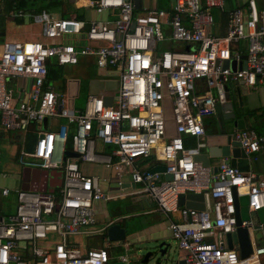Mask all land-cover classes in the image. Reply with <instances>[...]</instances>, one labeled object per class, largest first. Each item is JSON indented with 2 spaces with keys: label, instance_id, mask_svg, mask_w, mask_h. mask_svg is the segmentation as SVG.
Segmentation results:
<instances>
[{
  "label": "built area",
  "instance_id": "obj_1",
  "mask_svg": "<svg viewBox=\"0 0 264 264\" xmlns=\"http://www.w3.org/2000/svg\"><path fill=\"white\" fill-rule=\"evenodd\" d=\"M170 2L169 10L136 13L135 0H91L95 14L114 17L92 21L86 31L74 16L38 17L43 38L83 34V44L0 41V126L25 132L44 120H65L38 131L33 151L21 149L17 159L22 168L59 172L57 194L0 188L1 197L10 192L16 197L15 214L0 218V264H109L110 245L82 250L68 239L99 232L92 229L97 202L135 195L147 197L167 217L182 264H264V223L253 219L264 209V174L239 171L227 160L214 171L194 160L206 136L204 119L215 115L216 104L225 103L226 84L255 88L264 83V7L260 0H246L245 10L226 9L225 0ZM213 9L226 15L224 36L208 31ZM241 42L246 43L243 51L237 48ZM80 58L117 71L118 87L109 106L104 97L89 95L84 109L74 111L68 98L46 82L51 61L75 66ZM224 61L235 68L223 67ZM11 78L30 82L24 99L16 101L7 91ZM184 137L196 139V147L188 149ZM233 138L248 155L264 142L250 130ZM149 157L161 161L164 171L141 170L137 160ZM79 163L109 169L118 188L127 175L137 188L104 193ZM186 194H206L208 209L179 206V196ZM235 197L239 205L245 198L241 227L252 247L243 259L234 239L228 246L227 236L233 237L237 228ZM49 235L56 238L53 247L38 246L49 245ZM119 260L127 263L125 256Z\"/></svg>",
  "mask_w": 264,
  "mask_h": 264
},
{
  "label": "crops",
  "instance_id": "obj_2",
  "mask_svg": "<svg viewBox=\"0 0 264 264\" xmlns=\"http://www.w3.org/2000/svg\"><path fill=\"white\" fill-rule=\"evenodd\" d=\"M91 0H0V41H31L39 40L50 44H83L80 41L81 36H65L62 39L47 40L42 37V23L38 17L46 14L50 18H68L75 17L84 25V31L92 21L112 20L113 15L101 14L97 15L90 7ZM246 0H225L226 9L239 7L245 10ZM260 5L264 7V0H260ZM147 8H160L169 10L171 8L170 0H135V12L141 13ZM214 18L213 25L208 31L215 36H224L226 33V15L224 12L213 9ZM164 35L168 36L169 30L163 27ZM169 47V44H165ZM246 43H239L240 50H245ZM171 47V46H170ZM84 86L82 89L81 82ZM46 82L55 90L63 93L69 100L70 106L74 111H82L86 99L89 95H97L102 97H112L118 87V74L113 69H99L93 58H80L79 63L75 66H58L55 61H51L48 66V75ZM201 86V83H198ZM6 89L9 91L16 101L24 99L28 91L30 82L23 78H11L6 80ZM226 89L229 94L227 104L233 109L234 119L224 121V114L213 115L204 119L205 137L202 140L203 147L199 150V154L206 153L204 140L206 137L218 132L219 122L224 123L228 128L233 127V122L241 121L245 125L244 130L253 131L257 136L264 138V83L258 84L255 88H250L242 82H228ZM83 90L85 102L83 108L78 105L77 99ZM44 123V124H43ZM65 123V120H55L50 122L44 120L38 129L31 125L27 131L21 133L19 131H7L0 126V168L12 171L11 174L0 171V188H8L10 190L20 189L26 179V185H47L56 182L54 177H45L40 171L34 169L22 168L18 165L17 159L21 149L32 152L38 137V131H47L54 128L58 124ZM46 130H40V127ZM72 128V127H71ZM171 128V125H170ZM233 132V131H231ZM239 132L235 131L234 133ZM35 138V139H34ZM185 146L188 149H194L197 140L191 137H184ZM107 150V149H105ZM250 170L258 176L264 174V142L261 144L260 150L256 153L249 154ZM221 160L226 158H209V166L214 168ZM137 165L141 170H149L163 165L161 161H157L152 157L137 160ZM80 170L86 176L94 181L104 193L119 195L125 189L132 190L137 188L129 180V176L122 178L123 185L118 188L115 183L113 173L102 165H90L79 163ZM26 172V174H24ZM57 172V171H55ZM59 173V172H58ZM61 180V175H60ZM61 186V185H60ZM60 186L54 187V192L50 194L56 195ZM122 190V191H121ZM47 192V191H46ZM49 193V192H47ZM243 202L244 211L246 213L245 198ZM14 201L16 208V197L13 192L8 196H0V218L8 219L15 214L6 208L5 202ZM242 215V214H241ZM246 216V214H245ZM253 219L264 223V209L253 214ZM130 221V223H129ZM119 224L126 230V239L123 242H109L104 232L105 229L112 225ZM95 227V228H94ZM94 231H99L94 235L84 237V243H76L80 245L82 250L89 248L104 247L110 245L108 252L110 255L109 264H134L135 262L128 254H121L116 257L112 255V249L126 250L129 247L141 245H151L159 243L166 237H171L168 229L167 217L156 211L155 206L147 197L143 195L120 196L110 201H100L95 204V225ZM52 237V236H51ZM50 237V238H51ZM55 241H49V245L42 243L46 248H52ZM125 256L127 263H122L119 257ZM180 253L177 248V261Z\"/></svg>",
  "mask_w": 264,
  "mask_h": 264
},
{
  "label": "water",
  "instance_id": "obj_3",
  "mask_svg": "<svg viewBox=\"0 0 264 264\" xmlns=\"http://www.w3.org/2000/svg\"><path fill=\"white\" fill-rule=\"evenodd\" d=\"M245 56L241 57V61L243 66H245ZM223 67H230L231 69L235 68L234 63H230L229 61L223 62ZM229 100V94L226 89L225 92V103L224 104H216L215 106V114L220 115L224 114V121L227 119H234L233 109L230 104H227ZM105 105L111 104V97L104 98ZM245 129L244 123L241 121L233 122V127L230 129L224 125L223 121L219 122L218 132L216 134L210 135L205 138L204 146L206 147L205 154L195 155L194 160L201 162L204 166H209V158H226L227 162L232 166L242 172H249L250 163L249 158L250 155L246 154L245 151L241 148L238 141H236L233 136L235 131H242ZM233 131V132H231ZM66 156L76 157L75 154L70 152L65 154ZM40 171L46 178L54 177L56 182L50 183V189H47V185L43 183V185H33L29 187L26 185V179H23L22 190L25 191H37V192H54V187L61 185L60 173L55 171H47V170H38ZM164 171V166L156 167L151 169V172H160ZM215 171V169H214ZM26 174V172H24ZM166 180H170L171 176L167 175L165 177ZM94 183V181H93ZM233 193L235 195V189L233 188ZM178 205L183 206L188 209L195 210H207L208 209V198L206 194H186L180 195L178 198ZM235 205H236V233L232 236H227L228 238V246H232V239L238 243L240 247V257L246 258L251 253V242L248 235V231L245 228L241 227V212L240 205L235 197ZM107 240L109 242H123L126 239V230L119 224H112L105 229L104 232ZM153 248L147 250V252L139 259V264H182L181 261L174 260L171 257V253L169 251V245L164 242L153 243Z\"/></svg>",
  "mask_w": 264,
  "mask_h": 264
},
{
  "label": "rangeland",
  "instance_id": "obj_4",
  "mask_svg": "<svg viewBox=\"0 0 264 264\" xmlns=\"http://www.w3.org/2000/svg\"><path fill=\"white\" fill-rule=\"evenodd\" d=\"M66 67H69V66H66ZM83 82L86 84V81L85 80H83L81 82L82 89H83V86H84ZM81 91L82 92L80 93V96L77 99V102H78V105L77 106H80V108H83V105H84V102H85V95H84L83 90H81ZM40 130H46V129H45L44 126L43 127L41 126L40 127ZM21 133H23V132H21ZM0 171L6 172L8 174H11L12 173V171L3 170V168H0ZM243 202H244V199H241L240 200L241 214H242L241 216H242V218L245 219V217H246L245 214L246 213L244 211ZM5 206H6L7 209H9V211L11 213L14 212V210H15V203H14V201L11 200V201L5 202ZM129 223H130V221H129ZM50 236L51 235H49V239H50ZM51 240L52 241H55L56 240V238H55L54 235L52 236ZM68 240L70 242H74V243H78V242L79 243H84V237H77V238L71 237ZM161 242H164L165 244H168L169 245V248L168 249H169V251L171 253V257H173L174 260H177V245H176L175 241L169 236V237H166ZM38 246H43V244L38 243ZM153 246L154 245H141V246H136L134 248L129 247L125 251L124 250H120L119 251V250H116V249H112V255H113V257H116V256L121 255V254H128V256L135 262L134 264H139V259L141 257H143V255L147 252L148 249L153 248Z\"/></svg>",
  "mask_w": 264,
  "mask_h": 264
}]
</instances>
